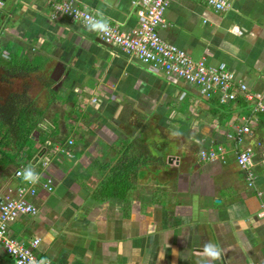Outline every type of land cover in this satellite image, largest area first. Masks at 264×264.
<instances>
[{
	"label": "crops",
	"instance_id": "1",
	"mask_svg": "<svg viewBox=\"0 0 264 264\" xmlns=\"http://www.w3.org/2000/svg\"><path fill=\"white\" fill-rule=\"evenodd\" d=\"M63 1L69 0H4L0 8V43L14 41L17 60L7 72L0 51V82L12 89L0 99V110L14 97L21 110L43 111L40 118L30 114L37 123L29 137H37L54 109L69 115L59 122L60 134L73 126L62 143L51 140L56 152L40 177L41 183L52 177L54 190L37 184L28 200L38 213L11 221L10 238L27 247L38 240L34 251L53 264H264V166L255 168L256 188L248 187L237 146L227 137L253 103L239 92L235 103H226L234 117L219 120L215 112L228 114L218 96L206 99L196 85L155 74L83 31L81 23L56 12ZM74 1L90 12L104 8L121 30L138 26L139 0ZM229 2L217 12L202 0H172L160 34L193 59L226 64L237 81L264 94V0ZM33 55L42 59L34 62ZM256 117L246 145L258 161L264 129H257ZM78 130L83 141L63 150L76 145ZM11 141L13 149L0 146V194L16 197L27 186L15 175L24 168L16 156L26 138ZM217 143L225 144L227 163L201 161L200 152ZM38 148L43 154L44 146ZM208 242L220 250L219 258L203 255ZM0 264H16L2 244Z\"/></svg>",
	"mask_w": 264,
	"mask_h": 264
},
{
	"label": "built area",
	"instance_id": "2",
	"mask_svg": "<svg viewBox=\"0 0 264 264\" xmlns=\"http://www.w3.org/2000/svg\"><path fill=\"white\" fill-rule=\"evenodd\" d=\"M217 12L226 11L231 7L229 0H202ZM172 0H139L136 2V14L138 17V26L132 30H121L112 26V31L108 35H99L100 39L107 45L121 49L126 55L138 58L149 70L155 74L174 76L186 83L196 85L206 99L218 96L222 104L230 103L238 98V93L242 92L243 98L255 104L254 114L245 118L243 124L236 128L235 133L227 134L228 139L237 146L236 162L245 171L247 185L250 188H256L257 165L264 166V142L258 141L257 147L261 152V158L256 161V150L246 145V138L253 134V126L256 122V115L264 112V94L260 92H251L245 83L239 82L233 71L229 70L226 64L210 65L204 59L196 60L190 57L187 52L178 46L166 42L160 29L167 26L165 15L171 5ZM5 5L4 0H0V8ZM56 12L67 16L75 21L71 14L73 10H83L78 7L74 0L63 1L54 6ZM96 99H94V102ZM256 114V115H255ZM256 124V123H255ZM245 145L243 149L239 147ZM200 159L203 162H222L227 163V155L224 147L217 149L211 148L200 152ZM50 163V158L46 159L44 168ZM22 168H18L21 170ZM36 184H27L17 190L16 197L11 194H0V244L4 246L9 255L15 262L22 260L23 264H39L41 260H47L39 257L34 248L36 241L32 246H24L14 239L10 238L8 225L20 215H36L38 208L28 200L38 192L37 184L49 192L54 190V181L48 177L46 182ZM19 179L21 177L17 176ZM258 196L262 197L263 192L258 191ZM262 199V198H261ZM263 200V199H262ZM259 215L264 216V203ZM50 262L49 260H47ZM50 264H53L50 262Z\"/></svg>",
	"mask_w": 264,
	"mask_h": 264
},
{
	"label": "rangeland",
	"instance_id": "3",
	"mask_svg": "<svg viewBox=\"0 0 264 264\" xmlns=\"http://www.w3.org/2000/svg\"><path fill=\"white\" fill-rule=\"evenodd\" d=\"M1 24H2V21H0V26H1ZM4 36H5V32L0 33V38H3ZM0 41H2V40H0ZM14 45H15L14 41H8L7 44L0 43V51L2 50L1 52L6 53L5 58H4L6 63H4V64H5V68L7 69V72L9 71L10 67H13L12 63L13 64L17 63V60L15 58V52L13 50ZM19 50H21L23 52L22 47ZM39 59H42V57H38V59H37L33 55L32 60L34 62H38ZM2 61L3 60H1V62ZM11 61H12V63H11ZM42 63L43 62H41V64ZM0 84L5 85V88H3V87H2L3 89L0 88V99H4L5 98L4 94H5V92L8 91L6 89H10V86L7 82L6 83L0 82ZM10 90H12V89H10ZM31 96L33 97V95H31ZM40 97H41L40 99L42 100L41 103L43 104L44 96L41 95ZM218 104H219V107L221 108L220 109L221 111H224V109L227 111L226 114H228V116H225L223 113L218 111L217 113L215 112V117H217L219 120H223L224 122L226 120H227L226 122H230L231 119L234 117L233 114H230V111H229L230 109H232L231 105H227V104L221 105L220 103H218ZM254 109H255L254 103L251 105V107L248 106L247 109H245V107H244L243 108L244 113L247 114L245 116V118H249L252 114H254ZM54 110H52V112H50V114L47 116V118H46L47 122H43L44 126H38V129L36 132L37 137L36 138H35V136L34 137L33 136L28 137L26 139L25 145L23 146L24 150L19 155L16 156L17 163H22L24 168L28 167L29 165L33 166L39 175L45 173L44 163L46 162V159L47 158H50V159L53 158L52 156L54 155V152H56V149H55L56 142L62 143V140L65 139V136H67L69 134L70 130L73 127V126H70L68 128L69 131L67 133H65L63 135L60 134L59 130L61 129V123H59V122L61 121L62 116L66 115V113H64L63 110H61L59 112L58 111L55 112ZM212 113H213V111H212ZM241 114H243V113H241ZM77 115H78V111L75 114H72V117L76 118ZM66 116H69V115L67 114ZM210 117H213V115H211V112H207L206 118L210 119ZM212 120L213 119H210V122ZM88 124L90 126L93 123H92V121H88ZM261 133H264V132L261 131L260 134ZM51 140H54L55 144H51V143H53ZM74 140H75L76 145H70V146L67 145L66 148H63V150L65 149V151H67V150H69V148L74 149L80 142L83 141V137L81 135L80 130L75 132ZM38 144L44 146L45 151L43 154H41V152H43V151L40 152V150L38 148ZM220 145L225 146V144H223V143H220V144L217 143L213 147H215V149H217ZM36 157H39L40 160L38 161V163L33 164V161L35 160Z\"/></svg>",
	"mask_w": 264,
	"mask_h": 264
},
{
	"label": "clouds",
	"instance_id": "4",
	"mask_svg": "<svg viewBox=\"0 0 264 264\" xmlns=\"http://www.w3.org/2000/svg\"><path fill=\"white\" fill-rule=\"evenodd\" d=\"M112 4L109 3L107 8H111ZM71 14L75 17V22L82 24V30L89 33H96L99 35H108L112 31L111 21L112 18L107 15L104 8L98 7L91 12L85 13L84 11L73 10ZM16 176L22 178L23 182L27 184H36L39 181V174L31 165L16 171ZM38 244L39 241L37 240ZM203 255L215 260L220 256V250L211 242H208L203 247ZM16 264H23L22 260H18ZM39 264H50L47 260H41Z\"/></svg>",
	"mask_w": 264,
	"mask_h": 264
},
{
	"label": "trees",
	"instance_id": "5",
	"mask_svg": "<svg viewBox=\"0 0 264 264\" xmlns=\"http://www.w3.org/2000/svg\"><path fill=\"white\" fill-rule=\"evenodd\" d=\"M19 98V97H15ZM20 99V98H19ZM235 103L236 101H232ZM20 104H22L20 102ZM19 104V105H20ZM17 102L15 101L14 97H11L9 100H7L6 106L1 108V116L4 115L3 123L0 122V146L5 145V147H8V149H13L12 141L14 136L20 135L21 139H27L29 137V133L31 132V129L35 126L37 122L34 121V118L31 117V113L37 114L39 118L42 116L41 110H38L37 112L31 111L30 109L27 111L21 110L18 107H16ZM35 112V113H34ZM259 120L257 129L262 130L264 129V112H261L258 114ZM38 118V119H39Z\"/></svg>",
	"mask_w": 264,
	"mask_h": 264
}]
</instances>
